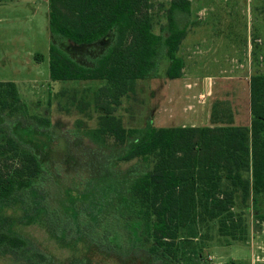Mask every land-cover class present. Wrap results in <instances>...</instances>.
<instances>
[{
	"label": "trees",
	"instance_id": "16d2710c",
	"mask_svg": "<svg viewBox=\"0 0 264 264\" xmlns=\"http://www.w3.org/2000/svg\"><path fill=\"white\" fill-rule=\"evenodd\" d=\"M47 8L49 80L100 83L87 99L85 92L70 97L78 113L93 107L96 125L74 122L50 173L33 143L42 149L45 139L52 148L53 125L28 114L14 83L0 82V126L5 118L35 126L22 129L23 136L0 127L1 209L19 205L24 220L42 214L56 239L121 264H194L201 249L184 245L202 229L243 242L248 214L264 224V75L249 79L248 126L234 125L230 104L215 101L207 127L156 128L146 121L125 128L116 108L137 94L139 83L157 77L162 61L166 78H181L178 52L190 3L170 0L157 21L151 0H47ZM0 257L51 262L1 223Z\"/></svg>",
	"mask_w": 264,
	"mask_h": 264
},
{
	"label": "rangeland",
	"instance_id": "374dc122",
	"mask_svg": "<svg viewBox=\"0 0 264 264\" xmlns=\"http://www.w3.org/2000/svg\"><path fill=\"white\" fill-rule=\"evenodd\" d=\"M169 1L151 0L156 21L162 18L160 10ZM190 1L192 15L188 36L186 35L187 39L178 52V56L184 61L181 78H166L164 72L168 64L162 61L157 77L139 83L137 94L123 98L116 108L114 114L121 119L125 128L142 126L146 121H150L156 128L191 125L205 127L209 125L203 121L205 107L211 105L216 98L231 105L237 126L248 124L249 79L254 75H264V28L253 26L251 39L247 43L245 29L242 30L243 34L239 32L233 35L232 43L238 47L239 53L226 48L229 43L225 42L223 50L215 56L216 61L224 64V69H229L230 65L232 69L219 74L205 73V0ZM251 2L255 4V0ZM157 24L154 32L158 31ZM48 44V8L45 0H38L36 3L28 0H0V82L14 83L28 114L46 118L53 125L52 148L46 149L49 143L45 139H42L46 143L45 148L41 149V144L36 143L33 146L38 148H33L43 154V160L49 162L48 171L54 173L53 166L57 162H51L53 158L61 159L63 144L66 142L64 136L68 135L74 122L80 119L91 127L96 125L97 114L93 107L84 114L78 113L70 106V97L76 94L78 99L85 92L87 99L92 91L100 87V83L50 81ZM234 54L238 55L233 57ZM232 70L240 73H232ZM209 76L215 78V86L205 103V77ZM61 91L65 92L64 96L59 95ZM199 95L203 96L202 100L198 99ZM30 123L22 118H5L0 127L5 135L17 136L22 129L35 127ZM68 173L73 175L75 171ZM238 209L239 207L236 208ZM26 212L19 205L0 208V223L13 234L32 241L49 255L51 262L48 264H121L88 251L87 246L75 241L64 237L56 239L42 214L36 213L29 220H24ZM247 222L248 237L243 242H232L219 237L215 231L202 229L196 240L184 245L188 249H201L202 257L194 264H253L254 261L255 264H264V224L256 222L251 214L247 215ZM210 257L212 261H209ZM0 264L19 263L0 257Z\"/></svg>",
	"mask_w": 264,
	"mask_h": 264
},
{
	"label": "crops",
	"instance_id": "0c3cea01",
	"mask_svg": "<svg viewBox=\"0 0 264 264\" xmlns=\"http://www.w3.org/2000/svg\"><path fill=\"white\" fill-rule=\"evenodd\" d=\"M37 1L38 0H28V2L35 3ZM188 2L190 3L191 1L188 0ZM45 3L47 4V0H45ZM191 10L190 3V12ZM253 26L254 28L257 26L264 28V0H255L254 5L251 0H205V73L219 74L230 70V68L232 69L231 65H228L229 69H224V64H221L219 60L216 61L217 57L215 56L218 52L223 50V47L226 44L225 42L229 43V45H226V48L239 53L238 47L232 43L234 41L232 36L239 32L242 33V30L245 29L247 43L251 39L250 35ZM187 36L182 41L179 51L182 49ZM256 36L257 35L255 34V37ZM256 40L257 39L255 38V41ZM235 55L238 54H234L233 57H235ZM231 72L240 73L238 70H232ZM214 84L215 78L211 76L205 77V103L207 102V97L213 93ZM198 99L202 100L203 96L199 95ZM215 101L225 100L216 98L213 102ZM211 105L208 104L207 107H205V119L203 118L205 124H209ZM231 109L233 113L234 125H236L235 122L237 119L232 107ZM249 122L250 113L248 106V124L246 126L249 125ZM189 127L195 126L191 125ZM205 127H207V125H205Z\"/></svg>",
	"mask_w": 264,
	"mask_h": 264
},
{
	"label": "built area",
	"instance_id": "2783aa9c",
	"mask_svg": "<svg viewBox=\"0 0 264 264\" xmlns=\"http://www.w3.org/2000/svg\"><path fill=\"white\" fill-rule=\"evenodd\" d=\"M209 261H212V258L210 257L209 258ZM256 261H258V259H256ZM207 261L205 260V263H206ZM253 264H255V261H254V263Z\"/></svg>",
	"mask_w": 264,
	"mask_h": 264
}]
</instances>
